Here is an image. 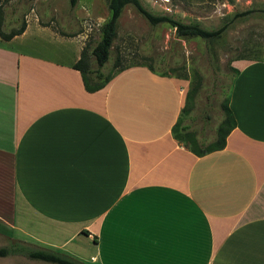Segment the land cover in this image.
<instances>
[{"label":"crops","instance_id":"0c3cea01","mask_svg":"<svg viewBox=\"0 0 264 264\" xmlns=\"http://www.w3.org/2000/svg\"><path fill=\"white\" fill-rule=\"evenodd\" d=\"M83 47L0 37V238L84 264H264V62H233L236 128L199 157L172 133L186 80L136 66L91 93Z\"/></svg>","mask_w":264,"mask_h":264},{"label":"rangeland","instance_id":"374dc122","mask_svg":"<svg viewBox=\"0 0 264 264\" xmlns=\"http://www.w3.org/2000/svg\"><path fill=\"white\" fill-rule=\"evenodd\" d=\"M141 1L156 15L167 14L207 30L228 25L217 40L178 38L169 24L152 26L129 5L119 20L110 59L102 68L104 77L115 76L120 69L144 66L184 79L189 88L200 81L195 105L183 123L208 144L215 139L224 117L222 104L231 92L233 62L239 58L264 62V0ZM0 9L5 32L20 28L24 22L27 26L39 25L58 35L65 34V38L78 34L89 51L101 40L102 29L111 16L107 0H80L74 8L70 0H0ZM248 10L253 13L236 17ZM55 48L44 42L37 50L52 52ZM91 66L98 68L94 57ZM14 242L1 237L0 247H11ZM28 260L27 256L15 254L3 258L1 264H25Z\"/></svg>","mask_w":264,"mask_h":264},{"label":"trees","instance_id":"16d2710c","mask_svg":"<svg viewBox=\"0 0 264 264\" xmlns=\"http://www.w3.org/2000/svg\"><path fill=\"white\" fill-rule=\"evenodd\" d=\"M80 0H70L71 7H76ZM108 7L111 12L110 19L104 25L102 29V38L96 44V46L89 51V48L84 47L81 53L80 60L74 65V69L78 70L83 78L84 86L88 92H96L101 90L114 76H103L102 68L109 61L113 43L117 38V29L119 20L122 16L124 9L127 6H133L138 13H140L152 26L159 24H169L175 29L178 38H201L205 41H212L221 38L222 34L226 31L228 25H224L218 30H207L197 23H185L177 20L167 14L156 15L148 10L141 0H107ZM253 13V10H248L239 14L236 17L245 16ZM2 10L0 9V37L3 40L9 41L16 36L22 35L27 24L24 22L18 29H13L10 32H5L2 29ZM65 35V34H62ZM78 34H70L68 37H76ZM94 57L98 68L93 69L91 66V58ZM245 58H239L237 60H244ZM148 69L154 73H158L162 76H167L165 73H160L151 67ZM124 69H120L119 72ZM233 72V81L231 84V91L234 86V82L237 76L240 74L236 68L231 69ZM200 90V81L196 85L191 86L187 93L186 104L179 120L173 127L172 133L174 138L183 143L192 153L196 156H204L209 153L223 150L226 147V139L230 133L236 128V120L232 110L230 109V96L228 93L226 100L223 102L224 117L216 130L215 139L204 144L197 136L190 130V126L183 123L184 117L188 116L189 110L195 105V95ZM225 91V90H224ZM20 254L27 256L31 260L44 261L52 264H84L66 255L43 249L32 248L20 242H14L11 247H0V258H5L10 255Z\"/></svg>","mask_w":264,"mask_h":264}]
</instances>
